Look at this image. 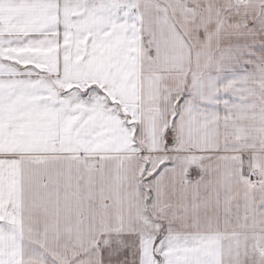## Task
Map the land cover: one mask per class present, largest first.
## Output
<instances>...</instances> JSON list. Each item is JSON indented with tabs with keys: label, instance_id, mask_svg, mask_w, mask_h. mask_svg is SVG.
I'll return each mask as SVG.
<instances>
[{
	"label": "snow or ice",
	"instance_id": "snow-or-ice-1",
	"mask_svg": "<svg viewBox=\"0 0 264 264\" xmlns=\"http://www.w3.org/2000/svg\"><path fill=\"white\" fill-rule=\"evenodd\" d=\"M0 264H264V0H0Z\"/></svg>",
	"mask_w": 264,
	"mask_h": 264
}]
</instances>
